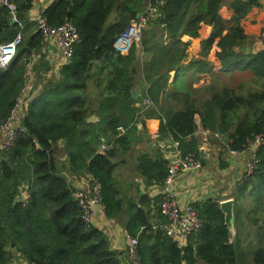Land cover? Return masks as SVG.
Masks as SVG:
<instances>
[{"label":"trees","instance_id":"obj_1","mask_svg":"<svg viewBox=\"0 0 264 264\" xmlns=\"http://www.w3.org/2000/svg\"><path fill=\"white\" fill-rule=\"evenodd\" d=\"M34 1L0 2V45L12 42L22 33L9 64L0 67V124L10 115L25 85L29 82L33 88L22 117L26 131L19 134L12 148L0 151V264H8L12 259V248L31 264H123L122 253L111 248L107 234L82 217L75 193L79 190L89 193L84 188L75 189L58 171L53 144L61 138L67 140L73 167H85L101 181L99 203L108 217L122 215L123 207L112 183L113 157L130 144L128 135H121L120 129L129 124L136 110L132 89L138 74V54L135 45L122 54L114 43L152 1L156 9L140 42L151 57L144 62L141 72L152 84L150 95L157 106L167 98L166 93L160 100L158 95L164 90L168 72L178 68L186 56L182 36H197L202 22L213 25L204 44L208 49L214 43L218 47L216 56L221 68L217 73L231 80L236 79V73L247 78L236 86L221 85L217 75L209 99L199 106L186 99L183 109L169 108L157 115L166 117V123L161 122V132H171L184 151L198 152L199 139L194 134L198 126L195 115L199 114L204 128L222 135V144L225 141L235 149H245L248 139L264 132V51L253 52L244 46L247 35L241 25L256 0H164L163 5L156 0H53L41 11L48 25L53 27L69 20L77 27L80 41L72 58L62 65L61 75L46 80L43 74L48 70L43 53L46 39L31 16ZM224 5L233 9L229 20L221 15ZM113 12L117 13L116 20L107 24ZM162 29L169 42L149 46ZM35 55L39 57L37 64L33 60ZM30 63L38 81L44 83L40 91L35 90L36 83L27 75ZM196 64L201 69L208 62L205 59ZM94 81L105 85L108 96L99 104L98 111H112L107 115L105 131L113 141L105 152L97 150L91 131L85 130L90 125L87 94ZM256 155L258 162L254 169L245 172L235 187L233 236L215 198L194 205L203 225L184 246L166 233L164 224H153L143 207L132 206L126 212L125 227L138 238L141 264H197L198 259L207 264H264V229L260 230L259 244L250 243V260L240 244L245 222L238 201L249 186L250 192L264 194V143L257 148ZM137 163L148 183H164L168 161L162 155L152 158L145 153L138 157Z\"/></svg>","mask_w":264,"mask_h":264},{"label":"crops","instance_id":"obj_2","mask_svg":"<svg viewBox=\"0 0 264 264\" xmlns=\"http://www.w3.org/2000/svg\"><path fill=\"white\" fill-rule=\"evenodd\" d=\"M52 1L35 0L31 11L32 18L46 9ZM221 15L224 19L229 20L233 15V9L229 8V5L228 7L224 5ZM241 25L247 35L244 46L248 47L249 51L255 52L257 42H260L264 31V6L258 0L241 20ZM212 28L213 25L209 22H202L197 36H182V40L186 43L184 46L186 56L178 65V68L168 72L169 75L167 83L163 87L164 90H160L158 95L159 100L164 93H166L167 98L165 96V101L163 103L160 102L159 106L156 105L155 99L150 95L152 84L147 81L146 76L141 72L144 62L151 57V53H146L141 46L137 50L138 74L132 89L133 106L136 107V110L129 124L120 129L121 135H128L130 144L127 150L118 151L113 157L112 183L116 189L117 198L121 201L123 214L115 218L108 217L102 203H97L91 222L107 234L111 248L122 253L123 264H133L128 249L129 239L134 236L129 234L125 227L128 219L126 212L132 206L143 207L149 213L153 224L161 225L166 223L165 217L159 210L164 183H148L137 167V160L140 155L145 153L152 158L162 155L168 161L169 167L170 162L176 155L175 137L171 132H161V122L165 121L166 123V117L158 118L157 115L164 113V110L169 108L172 111L183 109L186 99L189 102L193 101L197 106L209 99L211 94L210 87L217 83V75H221V73H217L221 65L216 56V50L218 49L216 43L211 49L206 48L204 44V40L210 37ZM156 42H161L163 45L169 42L163 29L157 32L149 46ZM43 53L45 61L48 63V70L43 73L44 80L55 75L59 77L61 75L60 69L66 63V60L61 57L57 43L53 39L49 43L46 42ZM38 58L36 55L33 57L35 64L38 63ZM205 59H207L208 65L200 69L196 63ZM190 63L193 64L190 65ZM163 70L165 71L166 69L164 68ZM155 76L157 77V75ZM32 81L37 85L36 91H40L43 88L44 83L40 80L38 81L36 71L31 79ZM104 87L105 85L103 83L100 84L99 81L91 83L89 87L90 94H87L89 99L86 104L88 111L87 122L90 125L85 130L91 131V138L100 152H105L101 150L103 144L110 145L113 141L110 134L105 131L107 128V115L111 114L112 111H98L99 104L108 97ZM148 99L151 103L147 102ZM162 106L163 110L161 109ZM195 119L198 126L194 135L199 139L198 157L203 167L181 173L174 185L180 203L191 204L193 207L208 198H215L220 202L224 198L233 197L236 184L243 179L250 156V150L240 156L230 155L222 144V139L213 134L216 132L204 128L199 114L195 115ZM80 128V131H83V127ZM206 131H210L212 134L207 139H204ZM66 143L67 140L61 138L53 144L56 167L75 189L84 188L87 193H90L89 179L91 173L85 167L78 169L73 167L72 162L70 163ZM180 148L183 153L189 152L184 151L181 143ZM251 189L252 187L249 186L248 190L238 201L243 211L242 219L245 222L241 230L242 239L240 244L245 248V256L248 260L251 259L249 247L253 243L259 244V233L260 230L264 229V194L252 193L250 192ZM253 209L254 211L249 215L248 213ZM248 232L250 233L247 234ZM12 251L13 257L8 264H31L20 255V252L15 251L13 248ZM197 264H207V262L203 259H198Z\"/></svg>","mask_w":264,"mask_h":264},{"label":"built area","instance_id":"obj_3","mask_svg":"<svg viewBox=\"0 0 264 264\" xmlns=\"http://www.w3.org/2000/svg\"><path fill=\"white\" fill-rule=\"evenodd\" d=\"M8 1L9 0H0V2L4 3H8ZM258 1L264 6V0ZM156 2L160 5L165 3L164 0H156ZM12 7L14 6L12 5ZM155 9L152 1H150L146 8L140 11L137 16L131 20L129 25L126 26V28L117 36L114 46L120 53H128L135 45L136 39L142 38L143 30L148 25L150 16L154 15ZM34 19L37 21L38 27L42 29L46 42L49 43L50 40L53 39L58 45V51L61 54V57L68 62L72 58L75 47L80 41V34L77 27L69 20L51 27L48 25L45 16L41 12L35 15ZM21 40L22 33L20 31L14 37L12 42L0 45V67H6L9 64L15 54L16 47ZM261 41H264V31L262 32L260 42ZM31 66L32 63L28 65L27 75L32 79L34 73ZM32 89V85L28 82V84L22 89L21 93L17 96L10 111V115L0 124V151L12 148L15 145V141L19 134L26 131L22 124V117L24 110L28 106ZM147 102L151 103L149 99ZM210 134H212V132L206 131L204 133V139H207ZM213 134L219 139H222L220 133L216 132ZM263 143L264 132L256 135L252 139H248L245 149L242 150L235 149L229 142L223 141V145L230 155L240 156L250 150L249 161L245 171L247 173H251L258 162L256 151ZM174 145L176 147V155L168 167V174L164 181L161 200L159 202V210L166 219V223L164 224L166 233L177 241L180 246H184L190 235L201 229L203 220L200 218L197 209L191 204L180 203L174 185L181 173L201 169L203 164L198 157V152H182L180 148V140L175 139ZM254 145L257 146L256 149H253ZM110 147L111 145L109 144H103L101 150L107 151ZM89 184V194L79 190L75 193V197L82 210V217L86 221L92 222L95 205L99 203L102 198V183L96 176L91 175ZM138 244L139 241L137 237H131L129 239L128 253L133 264H141L140 256L138 254Z\"/></svg>","mask_w":264,"mask_h":264},{"label":"water","instance_id":"obj_4","mask_svg":"<svg viewBox=\"0 0 264 264\" xmlns=\"http://www.w3.org/2000/svg\"><path fill=\"white\" fill-rule=\"evenodd\" d=\"M140 42L141 39L137 38L135 41V47H136V52L137 50L140 49ZM256 52L258 51H264V41L262 42H257L256 45ZM257 146L254 145L253 149H256ZM3 160L6 161L5 158H3ZM234 203H235V198L233 197H227L222 199L219 202V206L221 211L224 214V219H225V224L227 225V228L231 234V236H233L235 234V223H234V219H235V211H234Z\"/></svg>","mask_w":264,"mask_h":264},{"label":"rangeland","instance_id":"obj_5","mask_svg":"<svg viewBox=\"0 0 264 264\" xmlns=\"http://www.w3.org/2000/svg\"><path fill=\"white\" fill-rule=\"evenodd\" d=\"M116 16H117V13L113 12L110 15V17H109V19L107 21V24H109V22L115 21L116 20ZM234 76L236 77V79L235 80H231L229 77H225L223 75H220L219 80H220L221 85H225V84L228 83L229 85L233 84V86H236L240 82H245L247 80V78L245 76L240 78V75L238 73L234 74Z\"/></svg>","mask_w":264,"mask_h":264}]
</instances>
